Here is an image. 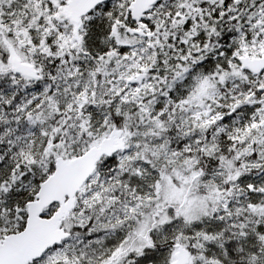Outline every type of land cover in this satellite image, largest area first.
<instances>
[{
	"label": "snow or ice",
	"instance_id": "obj_1",
	"mask_svg": "<svg viewBox=\"0 0 264 264\" xmlns=\"http://www.w3.org/2000/svg\"><path fill=\"white\" fill-rule=\"evenodd\" d=\"M0 264H264V0H0Z\"/></svg>",
	"mask_w": 264,
	"mask_h": 264
}]
</instances>
